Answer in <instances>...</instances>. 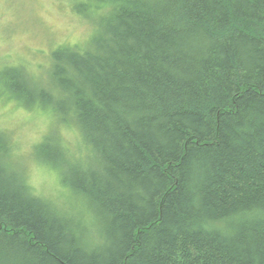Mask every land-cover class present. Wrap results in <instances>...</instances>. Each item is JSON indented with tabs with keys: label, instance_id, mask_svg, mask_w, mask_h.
I'll use <instances>...</instances> for the list:
<instances>
[{
	"label": "trees",
	"instance_id": "trees-1",
	"mask_svg": "<svg viewBox=\"0 0 264 264\" xmlns=\"http://www.w3.org/2000/svg\"><path fill=\"white\" fill-rule=\"evenodd\" d=\"M80 4L98 33L53 53L66 100L39 92L93 154L63 173L84 214L36 195L0 133V264H264V0Z\"/></svg>",
	"mask_w": 264,
	"mask_h": 264
},
{
	"label": "rangeland",
	"instance_id": "rangeland-1",
	"mask_svg": "<svg viewBox=\"0 0 264 264\" xmlns=\"http://www.w3.org/2000/svg\"><path fill=\"white\" fill-rule=\"evenodd\" d=\"M80 5V0H0V133L14 146L13 169L24 173L36 195L71 215L84 212L80 200L63 184L64 168L93 154L72 117L67 121L56 116L53 105L46 104L39 91H50L56 101L66 100L52 84L53 53L66 46L86 51L98 33L93 17L79 13ZM20 85L38 98L31 100L20 93ZM45 142L52 155L56 148L64 150L60 166L56 161L42 164L39 147Z\"/></svg>",
	"mask_w": 264,
	"mask_h": 264
},
{
	"label": "bare ground",
	"instance_id": "bare-ground-1",
	"mask_svg": "<svg viewBox=\"0 0 264 264\" xmlns=\"http://www.w3.org/2000/svg\"><path fill=\"white\" fill-rule=\"evenodd\" d=\"M92 161V160H91ZM82 228V227H81Z\"/></svg>",
	"mask_w": 264,
	"mask_h": 264
}]
</instances>
